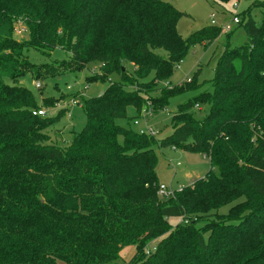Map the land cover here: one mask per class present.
<instances>
[{"label": "trees", "instance_id": "16d2710c", "mask_svg": "<svg viewBox=\"0 0 264 264\" xmlns=\"http://www.w3.org/2000/svg\"><path fill=\"white\" fill-rule=\"evenodd\" d=\"M182 16L166 0H0V264H118L128 246L137 247L129 264H264V20H239L247 41L225 44L212 90L179 106L169 137L117 123L131 107L139 118L156 114L196 87L200 69L160 88L192 47L209 48L223 30L184 39ZM18 23L27 39L15 37ZM55 49L67 59H30ZM94 64L86 82L108 87L83 101L84 130L53 144L48 131L66 109L38 116L55 102L40 105L21 80ZM201 103L209 110L197 119L191 111ZM155 147L201 153L211 170L162 199Z\"/></svg>", "mask_w": 264, "mask_h": 264}, {"label": "rangeland", "instance_id": "374dc122", "mask_svg": "<svg viewBox=\"0 0 264 264\" xmlns=\"http://www.w3.org/2000/svg\"><path fill=\"white\" fill-rule=\"evenodd\" d=\"M178 11L184 13L177 23V31L182 38L189 37L192 33L208 26L220 27L223 32L215 44L205 49L200 45L190 49L187 56L175 68L171 78L160 88L168 87L172 89L179 87L191 79L194 73L200 69L201 74L196 81L194 89L185 90L182 93L170 97L168 105L164 111L153 114L148 119L139 118L138 112L131 107L127 110L128 119L118 120V124L124 128L138 132L144 129L147 124L152 128L159 141L169 137L173 132V115L178 111L179 106L186 104L205 91H211L210 81L214 78V70L217 59L223 53L225 44L229 42L231 47L241 46L247 41L242 24L234 23V16L239 20H247L251 17L258 24L264 20V0H166ZM238 4V8H235ZM214 15V19L212 16ZM214 21V24L212 23ZM21 24H17V29H21ZM229 35V36H228ZM18 40L27 39V33H16ZM30 59L34 64H52L66 60L68 55L61 49H55L50 57H44L30 52ZM129 71L131 66L127 67ZM99 69V65H90L81 72H67L50 79L35 80L33 75H27L21 80V85L29 89L40 105L45 101H54L55 106L45 109L48 117H56L57 112L62 110L58 105L64 106L65 114L60 117L49 131L51 142L58 144H69L73 133H80L86 125V115L83 101L100 96L108 87V82L97 81L87 83L86 77ZM62 72V71H60ZM113 80V79H111ZM41 83V88L37 89L35 83ZM155 95H158L156 93ZM75 99L78 105L72 106L71 101ZM200 108H193L192 113L195 118L201 119L208 113V106L199 104ZM139 121L140 127L134 125ZM146 122V123H145ZM59 134L58 138L57 135ZM120 142L122 139H119ZM158 156L157 176L160 185L173 190L179 187L190 185L193 181L204 178L211 170L209 159L197 152H187L173 148L155 147ZM229 207L220 210L219 213L226 214ZM181 222L180 219H169L172 226ZM159 240L150 241L144 248L146 253L154 251ZM137 254L136 246H128L121 251V260L118 264H129ZM58 264H65L58 262Z\"/></svg>", "mask_w": 264, "mask_h": 264}, {"label": "built area", "instance_id": "2783aa9c", "mask_svg": "<svg viewBox=\"0 0 264 264\" xmlns=\"http://www.w3.org/2000/svg\"><path fill=\"white\" fill-rule=\"evenodd\" d=\"M234 7H235V8H238V4H235ZM212 18L214 19V15L212 16ZM233 22H234V23H237V24L239 23V18H238V16H234V18H233ZM212 23L214 24V21H212ZM20 24H21V23H20ZM21 26H22L21 29H17V27H16V29H15V32H16V33L21 34V33H25V32H26V31H25V28L23 27L22 24H21ZM94 72H95V71H94ZM187 81L190 82L191 80H190V79H187ZM35 87H36L37 89H40V88H41V83L36 82V83H35ZM71 105H72V106H76V105H78V102H77L75 99H73V100L71 101ZM58 108L65 109V107H64V106H61V105H58ZM196 108H200V107L197 106ZM36 114H37L38 116H42V117L47 116L46 110H44V109H40V110H38V111L36 112ZM152 115H153V113H152V111L149 109V110L143 111V113H142V117H141V118H142L143 120L146 121V119H148V118L151 117ZM134 125H135V126H138V125H139V121L136 120V121L134 122ZM139 133H140V134H145V135H148V136H151V137H155V136H156L155 131H154L152 128H150L149 126H146L144 129H140V130H139ZM181 189H182V187H179L178 190H173V189L168 188V187H166V186L160 185V188H159L158 194H159V196H160L162 199H168V198L174 196L175 191H179V190H181ZM181 222H184V223L186 224V223H189L190 220L186 218V219L181 220Z\"/></svg>", "mask_w": 264, "mask_h": 264}, {"label": "crops", "instance_id": "0c3cea01", "mask_svg": "<svg viewBox=\"0 0 264 264\" xmlns=\"http://www.w3.org/2000/svg\"><path fill=\"white\" fill-rule=\"evenodd\" d=\"M145 123H146V122H145ZM146 126H148V125L146 124L145 127H146ZM137 127H140V123H139V125H138ZM139 130H140V129H139Z\"/></svg>", "mask_w": 264, "mask_h": 264}]
</instances>
